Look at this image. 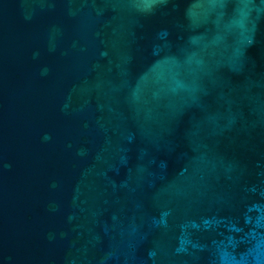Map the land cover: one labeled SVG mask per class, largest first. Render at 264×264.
Segmentation results:
<instances>
[{
  "label": "water",
  "instance_id": "1",
  "mask_svg": "<svg viewBox=\"0 0 264 264\" xmlns=\"http://www.w3.org/2000/svg\"><path fill=\"white\" fill-rule=\"evenodd\" d=\"M0 264H264V0H0Z\"/></svg>",
  "mask_w": 264,
  "mask_h": 264
}]
</instances>
